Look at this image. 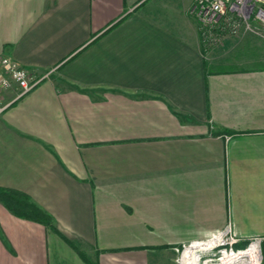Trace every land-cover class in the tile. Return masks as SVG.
I'll return each instance as SVG.
<instances>
[{
	"label": "crops",
	"instance_id": "crops-1",
	"mask_svg": "<svg viewBox=\"0 0 264 264\" xmlns=\"http://www.w3.org/2000/svg\"><path fill=\"white\" fill-rule=\"evenodd\" d=\"M193 6L0 0V58L51 72L0 114V187L56 228L0 200V264H179L227 228L264 264V64L218 67Z\"/></svg>",
	"mask_w": 264,
	"mask_h": 264
},
{
	"label": "built area",
	"instance_id": "built-area-1",
	"mask_svg": "<svg viewBox=\"0 0 264 264\" xmlns=\"http://www.w3.org/2000/svg\"><path fill=\"white\" fill-rule=\"evenodd\" d=\"M192 11L198 21L203 44L207 47L217 45L225 38L237 36L242 32L263 35L260 31L264 29V0H194ZM0 66L5 71L0 78V114L51 73L38 74L7 56L0 58ZM10 89H15L16 93L7 100L3 93ZM217 238L218 242L210 248L211 250L223 245L229 246L230 252H235L234 248L238 240L229 234L228 228L220 234L198 242L204 243ZM192 244L186 246L184 250ZM224 252H227V248ZM213 260L209 258L207 261Z\"/></svg>",
	"mask_w": 264,
	"mask_h": 264
},
{
	"label": "rangeland",
	"instance_id": "rangeland-1",
	"mask_svg": "<svg viewBox=\"0 0 264 264\" xmlns=\"http://www.w3.org/2000/svg\"><path fill=\"white\" fill-rule=\"evenodd\" d=\"M261 34L264 35V29H262ZM264 40V39H263ZM261 37L255 35L251 32H242L237 36H229L225 38L221 43L212 46L213 50L211 57H213L218 62V67H225L231 65L230 63H235L237 65H263L264 59L261 53V44L264 43ZM211 58V60H214ZM220 63V64H219ZM217 65V64H215ZM250 243L246 248H234L237 253L239 250H247L250 244L258 243L257 240H249ZM198 243V242H197ZM189 245V244H188ZM187 245V246H188ZM227 248L228 253H230V247L218 245L213 250H201L197 252L199 254V264H220L223 260V252ZM260 248V246H259ZM261 253V249H260ZM185 256V250L181 249L179 254V264H183V257ZM209 258H213V261H207ZM261 264H263L262 254H261Z\"/></svg>",
	"mask_w": 264,
	"mask_h": 264
},
{
	"label": "trees",
	"instance_id": "trees-1",
	"mask_svg": "<svg viewBox=\"0 0 264 264\" xmlns=\"http://www.w3.org/2000/svg\"><path fill=\"white\" fill-rule=\"evenodd\" d=\"M0 200L16 215L38 221L56 230L52 224L51 216L31 202L27 195L0 187ZM249 243L248 240L241 244H235V247L246 248Z\"/></svg>",
	"mask_w": 264,
	"mask_h": 264
},
{
	"label": "bare ground",
	"instance_id": "bare-ground-1",
	"mask_svg": "<svg viewBox=\"0 0 264 264\" xmlns=\"http://www.w3.org/2000/svg\"><path fill=\"white\" fill-rule=\"evenodd\" d=\"M218 242L217 239L209 240L207 242H196L193 243L191 246L187 247L185 253L189 251L194 246H198L197 250L192 251L190 253V262L189 264H199V254L197 252L201 250H206L212 248ZM201 249V250H200ZM197 251V252H196ZM188 257V256H187ZM223 260L220 264H261V253L258 243H253L247 250L239 251V252H224L223 253ZM187 258V260H189ZM184 263V257H183Z\"/></svg>",
	"mask_w": 264,
	"mask_h": 264
},
{
	"label": "water",
	"instance_id": "water-1",
	"mask_svg": "<svg viewBox=\"0 0 264 264\" xmlns=\"http://www.w3.org/2000/svg\"><path fill=\"white\" fill-rule=\"evenodd\" d=\"M252 244H250V246H251Z\"/></svg>",
	"mask_w": 264,
	"mask_h": 264
}]
</instances>
